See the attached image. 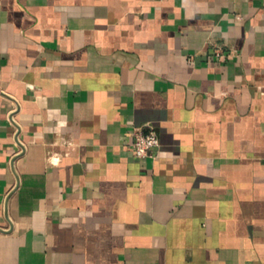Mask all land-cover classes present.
<instances>
[{
	"label": "crops",
	"instance_id": "obj_1",
	"mask_svg": "<svg viewBox=\"0 0 264 264\" xmlns=\"http://www.w3.org/2000/svg\"><path fill=\"white\" fill-rule=\"evenodd\" d=\"M0 264H264V0H0Z\"/></svg>",
	"mask_w": 264,
	"mask_h": 264
},
{
	"label": "built area",
	"instance_id": "obj_2",
	"mask_svg": "<svg viewBox=\"0 0 264 264\" xmlns=\"http://www.w3.org/2000/svg\"><path fill=\"white\" fill-rule=\"evenodd\" d=\"M220 52V50H217ZM133 141L131 148L137 158L154 156L160 147L159 134L152 126L135 127L132 131Z\"/></svg>",
	"mask_w": 264,
	"mask_h": 264
}]
</instances>
